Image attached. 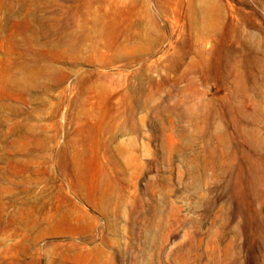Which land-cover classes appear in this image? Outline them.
Listing matches in <instances>:
<instances>
[{"label": "rangeland", "instance_id": "rangeland-1", "mask_svg": "<svg viewBox=\"0 0 264 264\" xmlns=\"http://www.w3.org/2000/svg\"><path fill=\"white\" fill-rule=\"evenodd\" d=\"M0 264H264V0H0Z\"/></svg>", "mask_w": 264, "mask_h": 264}, {"label": "bare ground", "instance_id": "bare-ground-1", "mask_svg": "<svg viewBox=\"0 0 264 264\" xmlns=\"http://www.w3.org/2000/svg\"><path fill=\"white\" fill-rule=\"evenodd\" d=\"M137 41H139V40L136 39L134 42H137Z\"/></svg>", "mask_w": 264, "mask_h": 264}]
</instances>
